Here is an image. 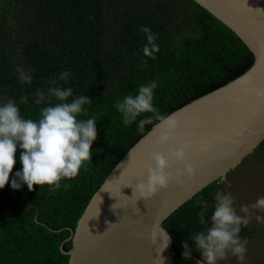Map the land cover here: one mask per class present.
I'll list each match as a JSON object with an SVG mask.
<instances>
[{"label":"trees","instance_id":"1","mask_svg":"<svg viewBox=\"0 0 264 264\" xmlns=\"http://www.w3.org/2000/svg\"><path fill=\"white\" fill-rule=\"evenodd\" d=\"M6 5L9 13L0 15V102L12 98L24 118L38 120L47 101L37 105L36 90L46 91L48 81L70 72L59 85L70 87L73 97L92 99L80 119L94 117L98 136L86 170L62 181L55 194L46 185L12 189L11 178L22 170L17 150L10 181L0 189V264H68L61 252V246L72 247L65 242L71 235L67 228L75 230L93 195L154 126L143 132L137 127L151 113L125 126L115 103L155 80L153 105L167 116L240 77L255 59L230 28L193 0H7ZM145 26L157 37L155 60L143 53ZM18 66L32 76L30 85L19 80ZM22 96L26 104L19 103ZM257 150L264 151V142ZM217 182L165 221L174 264H199L193 237L208 225L200 224L197 214L207 202L210 222ZM64 183L71 187L65 190ZM239 235L244 240L251 232L242 227ZM186 240L192 259L182 255Z\"/></svg>","mask_w":264,"mask_h":264},{"label":"water","instance_id":"2","mask_svg":"<svg viewBox=\"0 0 264 264\" xmlns=\"http://www.w3.org/2000/svg\"><path fill=\"white\" fill-rule=\"evenodd\" d=\"M230 28L254 55L243 75L171 114L179 127L168 145L157 147L156 126L119 161L93 195L61 252L68 264H174L171 242L151 241L154 223L162 224L204 189L245 161L264 142V0H193ZM188 144L184 163L169 161L173 174L192 164L195 176L182 177L153 199H139L135 185L146 182L150 155ZM207 150H202L203 147ZM167 230V229H166ZM158 231V228H157ZM168 232V230H167ZM169 234V232H168ZM170 235V234H169ZM171 237V236H170Z\"/></svg>","mask_w":264,"mask_h":264},{"label":"clouds","instance_id":"3","mask_svg":"<svg viewBox=\"0 0 264 264\" xmlns=\"http://www.w3.org/2000/svg\"><path fill=\"white\" fill-rule=\"evenodd\" d=\"M147 43L143 47L144 56L155 60V52L159 46L155 43L157 37L148 27H142ZM142 67H148L145 60ZM19 80L30 85L32 76L23 68L17 67ZM70 72H61L58 78L47 83V90L37 89L35 103L40 105L47 101V106L40 109L39 119H26L21 115L20 108L12 98L0 102V189L10 181L16 164L17 150H20L19 162L22 170L15 172L11 178L13 190H19L27 185L29 191L34 186H48L55 194L61 188V182L77 177L82 169L92 161V144L97 139L96 119L90 117L80 119L86 115L84 106L91 104L92 99L86 95L73 97V90L59 85V81L67 83ZM158 87L155 80L141 85L136 95H126L118 100L114 107L122 114L123 124L130 126L142 114L151 113L140 119L138 130L143 132L146 125L161 128L162 134L156 140L157 147L168 145L179 127V121L174 114L163 115L154 107V90ZM264 96V92H258ZM53 98L56 103H53ZM72 98V99H69ZM27 96L20 97L19 103L26 104ZM189 145L171 151L167 156L164 152H154L150 155L151 164L147 168L146 182L135 185V193L139 199L145 201L153 199L161 190H166L171 184L182 185L185 175L188 179L195 176L192 164H185L183 171L173 174L168 171L169 161L184 163ZM202 150H207L206 146ZM71 187L64 183L65 190ZM215 203L210 216V222L205 220L209 205L204 202L197 214L200 224H207L204 231L193 237L197 252L201 253V264H221L229 255L243 261L246 254L247 241L240 238L242 227H247L254 215L252 210L264 211V196L259 197L251 205H241L239 212L234 206V199L230 194L217 191ZM243 213V215H241ZM257 220L262 219L256 216ZM158 228V231H157ZM158 237L163 240V248H167L171 237L162 224L153 225L151 241L157 243ZM185 259H192V250L188 240L183 242Z\"/></svg>","mask_w":264,"mask_h":264},{"label":"rangeland","instance_id":"4","mask_svg":"<svg viewBox=\"0 0 264 264\" xmlns=\"http://www.w3.org/2000/svg\"><path fill=\"white\" fill-rule=\"evenodd\" d=\"M6 3L7 0H0V15L9 13ZM217 184L219 185L217 191L233 197L238 212L241 205L255 203L259 197L264 196V151L256 150ZM252 211L254 215L246 227V230L251 232V236L244 239L247 241L245 259L240 261L229 255L221 264H264V211ZM257 215L262 219L257 220ZM196 260L201 264L202 255L197 250Z\"/></svg>","mask_w":264,"mask_h":264}]
</instances>
